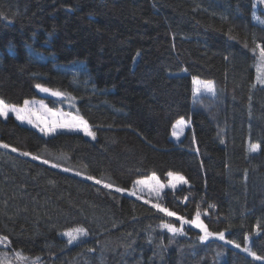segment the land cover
<instances>
[{
	"label": "trees",
	"instance_id": "obj_1",
	"mask_svg": "<svg viewBox=\"0 0 264 264\" xmlns=\"http://www.w3.org/2000/svg\"><path fill=\"white\" fill-rule=\"evenodd\" d=\"M260 15L257 0H0V98L21 105L42 99L37 83L58 89L95 132L45 135L0 117V142L19 150L0 148V236L10 241L0 254L12 264L15 251L23 264H264V83L252 51L264 45ZM194 77L215 84L211 105H193ZM132 90L155 105L147 139L118 124ZM179 118L189 124L174 143ZM169 171L188 185L152 200L186 219L199 205L209 231L241 248L200 241L187 225L170 233L161 223L179 220L115 191ZM77 226L88 235L69 244L63 232ZM245 236L262 259L242 250Z\"/></svg>",
	"mask_w": 264,
	"mask_h": 264
},
{
	"label": "snow or ice",
	"instance_id": "obj_2",
	"mask_svg": "<svg viewBox=\"0 0 264 264\" xmlns=\"http://www.w3.org/2000/svg\"><path fill=\"white\" fill-rule=\"evenodd\" d=\"M259 2L264 3V0H259ZM252 51L253 54L257 56V60L255 64L257 81L260 83H264V45L256 44V48H254ZM193 84L194 85L202 84V86L209 92L213 91L214 89V84L212 81L201 82L194 77ZM35 87L42 93H48L50 96L58 98L60 102L67 100L70 107H75L73 103L75 98L72 97L71 95L63 91H60L58 89H52L46 87L40 83H37ZM9 113L13 114L17 121H20L22 124L27 123L29 125H32V127L37 128L45 135H47L49 132H55L56 129L60 128V129H68L69 131L79 130L82 131L86 136H91L95 138V132H93L90 129L88 121L82 115H80L78 109L75 113H73L72 111H63L60 108H51L48 107V105L45 104L43 100L25 99L23 101V104L21 105L9 104L4 99L0 98V117L7 119ZM184 124L185 121L183 118H181L176 122V124L173 125L174 136H178V133L177 131H175V129L178 126H183ZM259 147H260L259 144H250L249 151L256 152L259 149ZM0 148H4V149L11 148L12 152L19 151L17 148L12 147L11 145L3 142H0ZM20 155L22 156L31 155L33 160L40 159L39 156L32 155L30 152L27 151L20 152ZM42 162L45 164L49 163L48 160H43ZM52 166L58 167L59 165L53 164ZM64 171H69V169L65 168ZM76 174L80 175L79 172H77ZM166 175L169 178L167 185L162 184L155 173H153L151 176L147 178L135 180L133 182V190L129 192V195L136 196L137 199H142L143 197L142 195H140V193H142L144 189H147L150 195H155L159 200L162 199L161 192L165 187L176 189L178 185L188 183L185 177L178 173L169 171ZM87 179L95 180L96 184H103V187L105 188L113 187L112 184L104 183L102 180L95 179L92 176H88ZM115 191L123 192L125 191V189L117 187ZM149 202L150 201L145 200V203H149ZM152 207L156 208L159 212L163 213L165 216L175 217L177 220L180 221V225H181L180 227H176L172 223H166V222L161 223L160 226L162 228L167 229V231L170 233L183 234L184 232L183 225L190 224L194 228L199 229L200 232L202 233V235L199 236L200 241H205L209 237H213V236L217 237L220 240H225L224 232L209 231L208 226L201 219V211L199 205H197L196 211L190 220L185 219V217L183 216L177 215L176 212L169 210L167 207L162 206V204L160 203H152ZM209 207L213 208L215 207V205L209 204ZM206 214L207 213L205 212V215ZM257 227H259V225H257ZM63 235L68 238V243L71 244L74 241H77L79 237L87 236L88 232L84 227L77 226L65 230L63 232ZM244 239L246 243L242 250L247 252L248 255L252 256L253 259L256 260L262 259L247 246L248 236H245ZM225 242L232 244L236 248L241 247V245L237 243L235 240H226ZM0 244H4L5 246H10V241L8 240V237L0 236ZM14 257L15 260L18 262V264H23L24 261L28 260V257L24 256L21 251H15ZM38 262H39V257H36L32 261V264H38ZM0 264H12V261L10 258L7 257L6 254H0Z\"/></svg>",
	"mask_w": 264,
	"mask_h": 264
},
{
	"label": "rangeland",
	"instance_id": "obj_3",
	"mask_svg": "<svg viewBox=\"0 0 264 264\" xmlns=\"http://www.w3.org/2000/svg\"><path fill=\"white\" fill-rule=\"evenodd\" d=\"M257 3L261 4V5H264V3H260L259 0H257ZM259 18L264 19V16L260 15ZM195 78H197L201 82L212 81V80H208V79L203 80V79H200L198 77H195ZM191 84H192V94H193V105H195L196 107L197 106L207 107V105H211L214 102V100L216 99V96H217L216 87H215L214 83H213L214 84V89L211 92L207 91L202 86V84L194 85L193 84V80L191 81ZM126 97H127V108H128V111H127L126 114H124V115H122V116H120L118 118V124H120V126L123 125V126L131 128V129H135L142 137H145L146 139L149 138V136L151 134V128H150L149 118L148 117H149V114L155 109V105L152 103L151 99L148 96H146V94L142 90H132V91H130L127 94ZM29 100H42V99L36 98V99H29ZM73 103L75 105V103H76L75 99H74ZM45 104H47V103L45 102ZM75 107H70L68 101L64 100L62 102V105H61L60 109L63 110V111H72L73 113H75L76 112ZM9 115H13V114L9 113ZM180 119L181 118L177 119L174 124H176V122L178 120H180ZM184 121H185V124L183 126H178L175 129V131H177V133H178V136H174L173 135L174 129L172 128V131L170 133V138L172 139V141L174 143H177L181 139L184 131L186 130V128H187V126L189 124L185 119H184ZM23 125H28L29 127L34 128V127H32V125H29L27 123H24ZM34 129L38 130L37 128H34ZM58 131L69 132L68 129H60V128H58V129H56L55 132H49L48 134H54V133H57ZM72 132H79V133L81 132L85 137H87L89 139L93 138L91 136H86L82 131H79V130L72 131ZM41 133H43V132H41ZM178 174L182 175L179 172H178ZM151 175L152 174L146 175L145 177H138L135 180L144 179V178H147V177H149ZM168 179L169 178L167 177L165 180H160V179L159 180H160V182L162 184L167 185L168 184ZM182 185H188V183L187 184H180V185L177 186V188H179V186H182ZM168 188L169 187H165L163 190L168 189ZM169 189H171V188H169ZM131 190H133V184L131 185L130 188H125V191H123L122 193L123 194H129V192ZM140 195H142V197H143L142 200H149L150 203H157L156 201L152 200V198H157V197L155 195H150L148 193L147 189H144V191L142 193H140ZM134 197H136V196H134ZM185 225H187L189 227H193L190 224H185ZM194 229H196L197 231L200 232L199 229H197V228H194ZM209 238H217V237L213 236V237H209ZM226 240L227 239L225 238V240H222V241H226ZM230 245H232V244H230Z\"/></svg>",
	"mask_w": 264,
	"mask_h": 264
},
{
	"label": "water",
	"instance_id": "obj_4",
	"mask_svg": "<svg viewBox=\"0 0 264 264\" xmlns=\"http://www.w3.org/2000/svg\"><path fill=\"white\" fill-rule=\"evenodd\" d=\"M37 90H38V89H37ZM38 95H39V97L42 98V99H46V98H54V99H57L56 97H52V96H50L48 93H42V92H40L39 90H38Z\"/></svg>",
	"mask_w": 264,
	"mask_h": 264
}]
</instances>
